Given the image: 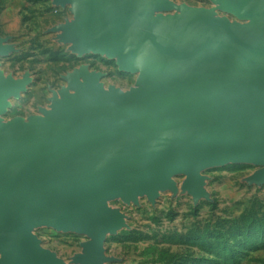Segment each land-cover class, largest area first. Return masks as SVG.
<instances>
[{"label":"water","instance_id":"1","mask_svg":"<svg viewBox=\"0 0 264 264\" xmlns=\"http://www.w3.org/2000/svg\"><path fill=\"white\" fill-rule=\"evenodd\" d=\"M54 1L73 16L61 39L118 55L137 84L105 90L83 66L50 110L0 120V264H63L32 234L41 224L86 234L79 260L101 264L106 235L122 226L107 201H154L176 191L175 174L194 197L201 171L229 162L261 166L264 181V0H212L241 23L208 9L165 16L168 0ZM24 86L0 76V115Z\"/></svg>","mask_w":264,"mask_h":264},{"label":"rangeland","instance_id":"2","mask_svg":"<svg viewBox=\"0 0 264 264\" xmlns=\"http://www.w3.org/2000/svg\"><path fill=\"white\" fill-rule=\"evenodd\" d=\"M168 1L174 7L161 12L165 16L186 7L243 22L219 10L212 0ZM69 8L54 0H0V39L9 47L0 55V76L25 81L19 96L8 100L1 121L27 120L50 110L53 94L66 88V77L83 66L100 75L105 90L126 92L136 86L138 73L120 69L118 55L79 54L61 39L59 27L73 20ZM261 168L229 162L203 169L198 197L184 189L186 176L175 174L171 180L176 191L159 190L154 201L146 195L129 202L120 197L108 200L122 226L106 235L101 264H264V181L254 179ZM32 234L63 264H83L79 258L89 240L86 234L44 224Z\"/></svg>","mask_w":264,"mask_h":264}]
</instances>
